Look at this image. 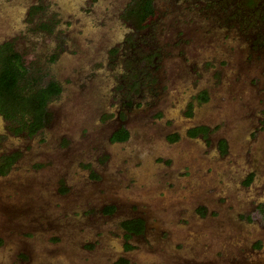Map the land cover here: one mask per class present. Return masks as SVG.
<instances>
[{"label": "rangeland", "instance_id": "374dc122", "mask_svg": "<svg viewBox=\"0 0 264 264\" xmlns=\"http://www.w3.org/2000/svg\"><path fill=\"white\" fill-rule=\"evenodd\" d=\"M132 1L0 0V48L62 88L34 136L0 115V264H264V22L155 0L137 30Z\"/></svg>", "mask_w": 264, "mask_h": 264}, {"label": "trees", "instance_id": "16d2710c", "mask_svg": "<svg viewBox=\"0 0 264 264\" xmlns=\"http://www.w3.org/2000/svg\"><path fill=\"white\" fill-rule=\"evenodd\" d=\"M220 1L218 7L227 15L228 20L241 21L242 12L246 11L249 13L247 22L255 20L259 23L264 22V0ZM209 6H212L211 2ZM227 7L232 9L231 13L228 12ZM123 15L133 28L144 30L157 19L159 12L156 9L155 0H133L127 5ZM61 92L62 88L56 81L42 84L40 78L26 67L22 55L15 51L12 44L6 43L0 48V115L11 125L15 133H27L29 136H34L42 130L47 123V106ZM200 100H208L206 92L200 95ZM204 130V127L196 128L190 134L195 136ZM128 138L129 132L121 129L114 134L112 141L125 142ZM178 138L175 134L170 139L176 141ZM11 163L12 158H9L0 167V173L6 174ZM252 179L253 175H250L246 183L250 184ZM113 211V207H108L104 212L112 213ZM121 228L129 239L131 234L143 233L144 222L140 219L126 220Z\"/></svg>", "mask_w": 264, "mask_h": 264}, {"label": "flooded vegetation", "instance_id": "af4514ba", "mask_svg": "<svg viewBox=\"0 0 264 264\" xmlns=\"http://www.w3.org/2000/svg\"><path fill=\"white\" fill-rule=\"evenodd\" d=\"M115 212V208H114V211L112 212V213H107V215H112L113 213ZM127 220H132V219H127ZM140 220H142V219H140ZM124 221H126V220H124ZM124 221H122L121 223H120V225H122V223L124 222ZM143 221V220H142ZM144 222V221H143ZM145 222H144V231L143 232H145ZM135 236H138V235H134V234H131V237L129 238V239H131V238H133V237H135Z\"/></svg>", "mask_w": 264, "mask_h": 264}]
</instances>
